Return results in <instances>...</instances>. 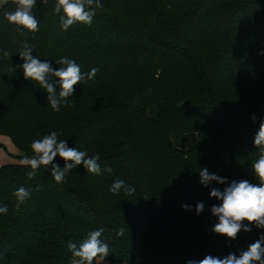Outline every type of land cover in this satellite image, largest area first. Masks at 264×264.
Here are the masks:
<instances>
[{"label": "trees", "instance_id": "1", "mask_svg": "<svg viewBox=\"0 0 264 264\" xmlns=\"http://www.w3.org/2000/svg\"><path fill=\"white\" fill-rule=\"evenodd\" d=\"M100 2L90 26L65 31L55 0H37L39 31L24 34L4 17L12 1L0 8V50L11 54L0 51V135L11 137L22 159L33 155V140L57 131L113 170L94 175L79 165L58 184L44 166L31 180L20 162L1 166L0 206L8 211L0 213V264H72L67 243L79 245L99 228L113 263L238 255L264 229L251 225L234 240L214 233L211 207L221 201L210 190L227 185L205 187L199 171L258 183L251 166L264 121V0ZM25 42L54 69L67 57L83 73L99 71L55 112L46 90L24 79L18 52ZM53 163L64 165L59 156ZM117 178L135 192L111 194ZM21 186L31 198L17 209L13 192Z\"/></svg>", "mask_w": 264, "mask_h": 264}, {"label": "clouds", "instance_id": "2", "mask_svg": "<svg viewBox=\"0 0 264 264\" xmlns=\"http://www.w3.org/2000/svg\"><path fill=\"white\" fill-rule=\"evenodd\" d=\"M42 2L45 3L46 0H42ZM5 3L7 0H0V5ZM12 3L15 8L4 13L5 19L10 24L17 26L21 34H24L25 30L31 33L38 32L40 21L33 14L37 0H12ZM102 6L100 0H55L53 11L60 14L62 29L67 31L70 26L76 23L90 26L96 9ZM0 51L3 52L5 58L11 55L6 50ZM32 51V46L25 42L18 52L19 57L24 61L20 66L23 69L24 79H31L46 90L48 104L55 112L60 111L62 104L66 106L70 104L69 98L73 95L76 85L85 79H94L99 71L98 68H92L89 72L83 73L80 65L67 57L57 60L56 63L60 67L54 69L49 62L34 57L31 54ZM57 88H59L58 92ZM184 102H181L182 105ZM252 120L255 122V115L252 116ZM62 134L52 131L42 138L32 141L30 147L33 155L25 156L20 160L22 166L31 169L26 173L29 180L35 177L41 166L50 168L51 176L58 184L64 183L66 175L79 165H83L88 173L94 175H101L102 171L112 173L111 167L101 168L99 154L88 156L86 151L69 147L66 140L58 139V136ZM254 144L259 148V156L252 163L251 168L258 183H251L247 179L233 180L231 183H227L226 178L210 173L206 167L200 168L199 171L200 183L205 187L213 181L227 185L223 190L212 188L210 197L221 201L218 205L211 207L212 215L218 219L212 231L229 240L236 239L241 230L250 232L251 225L258 229H264V121L259 125V130L254 137ZM57 156L64 161L63 167L53 163ZM121 190L126 195H132L135 192L134 187L126 185L125 181L117 178L112 182L109 191L111 194L117 195ZM13 196L16 198L18 209L31 198V190L21 186L13 192ZM182 207L190 210V206L187 204ZM195 210L199 215L204 210V204L198 202ZM7 211L6 205L0 206V213L6 214ZM245 221L247 224L244 223ZM103 232V228L89 232L87 238L79 245L72 241L67 243L68 251L75 258L72 264H94V262L102 264L110 254L109 245L101 239ZM122 233L123 229H120L117 235ZM186 264H264V235L250 243L247 249L241 250L238 255L229 253L223 258L206 255L200 260H188Z\"/></svg>", "mask_w": 264, "mask_h": 264}, {"label": "rangeland", "instance_id": "3", "mask_svg": "<svg viewBox=\"0 0 264 264\" xmlns=\"http://www.w3.org/2000/svg\"><path fill=\"white\" fill-rule=\"evenodd\" d=\"M1 140L4 142L3 148L6 154L12 158L14 161H20L22 152L17 148L11 137L9 136H0ZM15 153V155H14ZM102 264H124L120 262L113 263L110 260L106 259L102 262Z\"/></svg>", "mask_w": 264, "mask_h": 264}, {"label": "crops", "instance_id": "4", "mask_svg": "<svg viewBox=\"0 0 264 264\" xmlns=\"http://www.w3.org/2000/svg\"><path fill=\"white\" fill-rule=\"evenodd\" d=\"M4 5V4H3ZM3 5H0V8L3 6ZM0 136H3V135H0ZM2 145H4V142L1 140V138H0V166H4V165H7V164H13V163H18V162H20V161H14L12 158H10L7 154H6V152H5V150H4V148H3V146ZM14 155H15V153H14Z\"/></svg>", "mask_w": 264, "mask_h": 264}, {"label": "built area", "instance_id": "5", "mask_svg": "<svg viewBox=\"0 0 264 264\" xmlns=\"http://www.w3.org/2000/svg\"><path fill=\"white\" fill-rule=\"evenodd\" d=\"M9 1H12V0H7V2H9ZM1 167V166H0Z\"/></svg>", "mask_w": 264, "mask_h": 264}]
</instances>
